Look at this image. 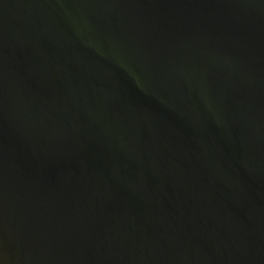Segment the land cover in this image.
I'll return each instance as SVG.
<instances>
[{
	"label": "water",
	"instance_id": "obj_1",
	"mask_svg": "<svg viewBox=\"0 0 264 264\" xmlns=\"http://www.w3.org/2000/svg\"><path fill=\"white\" fill-rule=\"evenodd\" d=\"M0 264H264V0H0Z\"/></svg>",
	"mask_w": 264,
	"mask_h": 264
}]
</instances>
